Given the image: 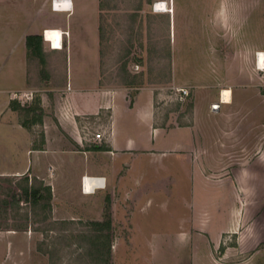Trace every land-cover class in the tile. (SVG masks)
Wrapping results in <instances>:
<instances>
[{"label": "crops", "instance_id": "crops-1", "mask_svg": "<svg viewBox=\"0 0 264 264\" xmlns=\"http://www.w3.org/2000/svg\"><path fill=\"white\" fill-rule=\"evenodd\" d=\"M69 1L70 10L55 11L53 0H0V178L26 187L43 181L53 221H103L110 205L113 226L122 231L115 236L134 240L130 252L144 245L142 237L152 248L164 236L190 254L185 261L181 253L178 264H264V92L257 80L264 22L260 28L253 21L264 5L235 1L243 25L235 48L224 54L252 62L256 71L234 70L218 89L186 86L190 108L169 126L154 90L144 89L142 101L129 105L128 89L102 86L100 1ZM52 29L62 33V50L49 41ZM29 36L42 38L36 60ZM26 93L32 100L15 96ZM172 94L181 103L188 98ZM12 105L37 106L41 121L24 127V114ZM88 177L101 183L90 194ZM166 206L176 224L171 232L156 225ZM5 234L0 254L7 247L19 264L31 248L30 233Z\"/></svg>", "mask_w": 264, "mask_h": 264}, {"label": "rangeland", "instance_id": "rangeland-1", "mask_svg": "<svg viewBox=\"0 0 264 264\" xmlns=\"http://www.w3.org/2000/svg\"><path fill=\"white\" fill-rule=\"evenodd\" d=\"M99 1L102 86L128 89L129 105L136 102V97L142 101L148 93L144 89L154 90L156 108L165 124L175 120L177 113H186L191 103L190 97L182 103L175 100L172 87L193 89L199 85L218 89L229 82V73L234 70L256 71L252 62L224 59V54L235 48L236 36L240 38L239 27L243 25L240 13L238 19L234 14L237 0H171L174 14L155 13L153 6L160 0ZM256 1L263 7L264 0ZM260 11L253 21L261 28L264 14ZM31 57L37 59L35 55ZM263 74L260 72L257 80L264 92ZM34 185L45 187L41 180ZM25 187L23 180L0 178V241L6 237L7 230L30 233L31 248L18 263L94 264L95 260L88 254L89 240L85 238L91 221H53L51 211L44 207L48 202L36 207L25 203ZM163 207L162 221L156 225L158 229L165 230L168 226L172 228L170 232L174 231L176 224L170 221L173 209L166 206L163 210ZM146 210L152 211L150 206ZM116 231L122 234L119 227L113 226L112 264H178L181 253L184 260L190 257L187 250L181 252L175 240L164 236L152 239V248L148 245L149 237H142L144 245L130 252L126 246L134 240L116 237ZM13 255L8 254L7 247L4 255L0 254L7 256L4 264H16Z\"/></svg>", "mask_w": 264, "mask_h": 264}, {"label": "trees", "instance_id": "trees-1", "mask_svg": "<svg viewBox=\"0 0 264 264\" xmlns=\"http://www.w3.org/2000/svg\"><path fill=\"white\" fill-rule=\"evenodd\" d=\"M27 47L30 51V55H35L36 57L42 56L41 37L29 36L27 38ZM39 103L40 101L38 99L35 104ZM12 107L15 110H20L24 114L25 119L23 125L28 129H31L34 122L38 120L41 121V115H36V111L40 110L37 106L27 108L16 107L12 105ZM32 112L35 113L33 117H31ZM35 182H37V180H35ZM23 193L25 203H29L33 207H36L37 205L39 206L43 201H45L48 203H46L44 207L48 208L49 210L51 209L50 201L52 199V195L49 188H38L35 185H32L31 187L27 186L23 188ZM88 226H90V231L85 235V238L89 240L88 254H90L95 260L94 264H112V245L114 241V235L113 218L110 205L106 208V214L103 221H91L90 223H88Z\"/></svg>", "mask_w": 264, "mask_h": 264}, {"label": "bare ground", "instance_id": "bare-ground-1", "mask_svg": "<svg viewBox=\"0 0 264 264\" xmlns=\"http://www.w3.org/2000/svg\"><path fill=\"white\" fill-rule=\"evenodd\" d=\"M67 1H68L67 2L68 5H70V1L69 0H67ZM154 11L157 13H170L171 10H170L166 0H161L159 2H156ZM47 35L49 37H51V40H49V41H52L51 43L53 45V48L62 50V48H63V46H62V33L58 29H52V31L47 32ZM257 69L264 70V52L259 53V61L257 63ZM229 96H230V91H225L224 92V99L226 101L229 100ZM99 181H100V179L99 180L89 179V177H88L87 181L85 183V188H86L87 193H89V194L92 193L94 191V187L96 185H98V183H100Z\"/></svg>", "mask_w": 264, "mask_h": 264}, {"label": "built area", "instance_id": "built-area-1", "mask_svg": "<svg viewBox=\"0 0 264 264\" xmlns=\"http://www.w3.org/2000/svg\"><path fill=\"white\" fill-rule=\"evenodd\" d=\"M68 1L67 0H53L52 2V8L53 10L55 11H61V10H70V6L71 5H68L67 3ZM48 31H46V34H47ZM259 61V53L257 55V63ZM259 70V69H258ZM260 72L264 73V70H259ZM262 88L264 89V81L262 82L261 84ZM173 90H176L177 92H179L181 94V97L183 99H185L186 97L189 96L190 92H189V89L187 88H173ZM15 96H19L20 98L24 99L25 102H28L30 100H32L33 98V94L32 93H26V94H15ZM220 107L219 104H215V105H212V110L213 111H216L218 110ZM96 140H101L103 138V134L102 133H96L95 134V137H94ZM89 179H94V178H89ZM87 181V178H84V182Z\"/></svg>", "mask_w": 264, "mask_h": 264}]
</instances>
